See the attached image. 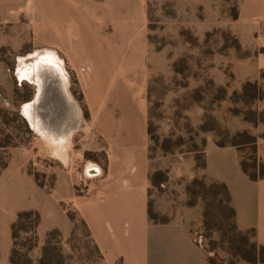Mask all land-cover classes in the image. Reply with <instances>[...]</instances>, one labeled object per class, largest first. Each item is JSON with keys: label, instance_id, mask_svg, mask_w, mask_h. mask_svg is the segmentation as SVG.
Instances as JSON below:
<instances>
[{"label": "rangeland", "instance_id": "obj_1", "mask_svg": "<svg viewBox=\"0 0 264 264\" xmlns=\"http://www.w3.org/2000/svg\"><path fill=\"white\" fill-rule=\"evenodd\" d=\"M20 1L0 0L7 10L0 15V167L6 162L0 168V264H12V257L16 264H104L74 206L76 196L89 186L90 178L84 192L77 186L84 163L103 158L100 144L95 150L90 147L91 104L98 95L83 90L63 46L49 42L36 28L35 18L45 19V0H33L35 13L8 10ZM239 1L147 4V38L157 56L146 63L151 75L143 98L151 173L161 172L157 182L151 181L149 201L155 221L181 217L189 222L207 264H253L248 234L235 228L224 191L200 166L209 138L236 143L251 172L253 157L261 162L264 71L257 79L243 75L247 50L237 36ZM135 44L140 52L141 44ZM50 56L62 66L67 81L40 88L38 113L50 129L69 138L66 159L32 126L25 111L39 93L31 72L50 71L63 79ZM63 83L68 84L65 91ZM28 209L40 214L39 225L34 232L25 231L29 220L24 219L13 236L17 213Z\"/></svg>", "mask_w": 264, "mask_h": 264}, {"label": "crops", "instance_id": "obj_2", "mask_svg": "<svg viewBox=\"0 0 264 264\" xmlns=\"http://www.w3.org/2000/svg\"><path fill=\"white\" fill-rule=\"evenodd\" d=\"M147 4L45 0L44 21L35 18L46 40L63 46L83 90L98 95L91 104L90 147L100 144L103 158L84 163L89 186L74 206L104 264H207L187 220L158 222L148 213L153 167L143 92L151 75L146 63L157 52L147 38ZM19 9L37 10L33 0L8 10ZM6 12L0 7V15ZM236 23L239 44L247 50L243 75L257 79L264 71V0H240ZM258 156L264 166V143ZM204 159V175L227 187L237 229L250 231L251 239L264 247V176L251 179L241 168L239 149L212 138L205 142ZM193 161L191 170L196 169Z\"/></svg>", "mask_w": 264, "mask_h": 264}, {"label": "trees", "instance_id": "obj_3", "mask_svg": "<svg viewBox=\"0 0 264 264\" xmlns=\"http://www.w3.org/2000/svg\"><path fill=\"white\" fill-rule=\"evenodd\" d=\"M149 131V130H148ZM252 142H254V139L251 138ZM218 145L220 146H223V145H226L222 142H216ZM231 145H237L236 143H232ZM201 168L203 169L204 166H205V159H204V148H203V154L201 156ZM240 165H241V168L242 170L251 178V179H259V178H263L264 176V166H263V163L258 161L256 159V157L254 156L253 157V167H254V171L251 172L246 164V161L244 159H242L240 161ZM6 166V162H4L0 168ZM198 167V165L196 164V168ZM158 174L161 175V172L160 171H155L153 173H151V181L154 183V182H157V176ZM213 183H215L216 185L220 186L221 189L224 191L225 193V196H226V199H227V202L229 204V209H230V212L233 216V220H234V217H235V211L233 209V207L231 206L230 204V197H229V193H228V190H227V187L225 186L224 183H221V182H218V181H213ZM148 213H149V216L150 218L155 221V217L153 215V212H152V207H151V203L149 201V206H148ZM24 219H28L29 220V225L23 227L25 231H31V232H34L35 229L37 228V226L39 225L40 223V214L36 211V210H32V209H28V210H21L17 213V217H16V221L15 223L13 224V236L15 234V227L17 226L18 223H20L22 220ZM158 222H165V221H158ZM234 226L235 228L237 229L236 227V224H235V220H234ZM238 230V229H237ZM241 231V230H239ZM56 232L54 229L53 230H50L47 232V240H48V236H50V234ZM248 235L245 236V239H246V243L249 244L250 248H251V251H252V260H253V263L255 262H258V261H264V247L257 244L255 241H253L251 239V233L250 231H245ZM11 262L12 264H16L15 261H14V258L12 257L11 258Z\"/></svg>", "mask_w": 264, "mask_h": 264}, {"label": "bare ground", "instance_id": "obj_4", "mask_svg": "<svg viewBox=\"0 0 264 264\" xmlns=\"http://www.w3.org/2000/svg\"><path fill=\"white\" fill-rule=\"evenodd\" d=\"M45 55H46V53H45ZM42 56H44V55H42ZM48 58H49L48 60L50 62H52V64H57V66L59 67L58 69H59L60 73L62 74L63 79L55 77V74L53 72H50V71L44 72L42 74H38L37 72L36 73L31 72L33 80L36 83H38V86H39L38 92L40 91V88L45 86V85H47L48 89H51L55 85V82H57V81L66 82L67 81V77L65 76L63 68L58 63H56V61L54 59L55 57L50 56ZM26 67H28V65ZM54 69H56V68H54ZM66 84L67 83H63L62 90H64V91L66 90L65 89ZM67 91H68V89H67ZM70 96H72V95L70 94ZM40 98H41V95L39 92L38 95L35 96L32 103L28 104V108L25 111L28 114L31 123L33 124L32 126H34L36 129H38L47 139H49V142H51L55 146V150H56L55 152L60 158L66 159L67 147L69 145L70 140L68 137H65L64 135H61V134L54 132V130L50 129V127H48V125L45 124V122L42 120V118L40 117V114L38 113V107H39L38 100Z\"/></svg>", "mask_w": 264, "mask_h": 264}, {"label": "built area", "instance_id": "obj_5", "mask_svg": "<svg viewBox=\"0 0 264 264\" xmlns=\"http://www.w3.org/2000/svg\"><path fill=\"white\" fill-rule=\"evenodd\" d=\"M86 178H89V176L85 172H83L82 174H80L78 176L79 184L77 186H79V190L81 192H84L85 191V179Z\"/></svg>", "mask_w": 264, "mask_h": 264}]
</instances>
